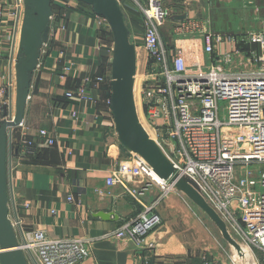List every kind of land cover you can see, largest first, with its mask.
I'll list each match as a JSON object with an SVG mask.
<instances>
[{
	"label": "built area",
	"instance_id": "obj_1",
	"mask_svg": "<svg viewBox=\"0 0 264 264\" xmlns=\"http://www.w3.org/2000/svg\"><path fill=\"white\" fill-rule=\"evenodd\" d=\"M118 2L120 4V0ZM135 2L142 15L143 46L150 60L151 78L140 89L147 130L178 169L179 177L186 176L194 181L201 195L226 224L249 246L264 253V20L255 30L234 35L214 32L207 21L199 18L179 21L174 33L201 36L203 51L209 57L208 65L189 67L184 48H169L163 41L162 29L172 18L170 9L162 0ZM6 7L4 0H0V62L7 57L11 63V77L0 74V105L5 108L3 122L10 121V115L15 114V65L24 0H19L14 10ZM99 25L110 27L103 16H100ZM47 41L42 45L40 59L49 49ZM241 43L255 46V49L247 52ZM70 70L64 67L60 78L64 79ZM106 81L105 75L86 77L75 90H68L65 95L92 100L90 89L98 90ZM107 102L111 106L110 97ZM221 102H225L227 110L224 121L220 117ZM16 127L27 129L24 121ZM38 136L48 144L55 143L47 129H40ZM21 144L25 156L35 154L34 140L21 138ZM136 180L142 182L133 185ZM106 183L125 189L138 201L141 210L105 236L129 240L138 248L155 249V243H147L146 239L162 224L157 206L164 197L176 191L174 184L160 178L137 153L120 161ZM154 187L159 189V195L145 202L143 196ZM68 200L74 202L75 198L69 195ZM52 212L56 214L55 210ZM13 222L17 227L16 221ZM19 224L25 240L22 248L32 252L38 264H81L90 255L91 240L49 239L43 231L26 230L20 221ZM187 264L221 263L204 257ZM224 264L237 263L231 258Z\"/></svg>",
	"mask_w": 264,
	"mask_h": 264
},
{
	"label": "crops",
	"instance_id": "obj_2",
	"mask_svg": "<svg viewBox=\"0 0 264 264\" xmlns=\"http://www.w3.org/2000/svg\"><path fill=\"white\" fill-rule=\"evenodd\" d=\"M18 1L4 0L9 11L16 8ZM135 1L145 3L147 0H120V6L130 41L136 46L133 93L140 121L141 99L136 87L140 92L151 76L150 60L143 46V27L136 18L140 11ZM162 1L173 17L199 18L207 21L212 31L224 34L255 30L264 20V0ZM52 9L49 49L31 74L24 116L27 129L19 128L13 138L15 208L11 204V218L15 220L17 214L24 229L43 231L49 239L91 240L90 255L81 264L193 263L185 258L191 240L180 239L165 221L146 239L147 243H155V249L138 248L129 240L105 236L141 210L138 201L125 189L106 183L118 163L133 154L121 143L107 102L111 93L114 36L111 27L99 25L100 16L86 3L53 0ZM173 17L162 29L164 43L169 48H184L189 67L208 65L202 37L176 35L174 29L179 21ZM64 67L71 70L62 79L60 74ZM0 74L11 77V63L7 57L0 62ZM97 75H105L107 81L98 90L90 89L92 100L66 97V91L75 90L84 78ZM108 84L110 89L106 87ZM40 129L50 131L55 143L43 144V138L38 136ZM146 132L155 142L151 132ZM25 137L35 141L34 155L23 154L21 138ZM18 146L20 149L16 148ZM141 182L136 180L132 184ZM159 193L154 187L143 200L149 203ZM69 195L75 198L74 202L68 200ZM178 202L175 195L169 199L170 204ZM101 212L106 217H102ZM30 264L35 263L31 261Z\"/></svg>",
	"mask_w": 264,
	"mask_h": 264
},
{
	"label": "water",
	"instance_id": "obj_3",
	"mask_svg": "<svg viewBox=\"0 0 264 264\" xmlns=\"http://www.w3.org/2000/svg\"><path fill=\"white\" fill-rule=\"evenodd\" d=\"M92 6L93 12L105 17L112 29L115 51L112 61L111 109L121 143L133 153L140 154L154 169L157 175L174 184V188L192 199L211 217L222 232L226 241L240 248L232 237L226 222L207 203L197 185L189 177H179V171L167 159L156 143L151 140L140 123L134 101L133 87L136 75V46L131 43L129 29L118 0H79ZM53 0H24L18 61L15 65L16 94L15 114L10 121L0 127V263L1 264H38L34 254L24 251L25 243L18 215L17 227L10 216L11 204L14 205L12 187L13 138L17 125L24 121L25 110L31 88V74L37 69L40 51L48 39L50 20L53 15ZM173 17V16H172ZM180 21L187 15L173 17ZM102 217L104 212L100 213ZM106 217V216H105ZM18 228V229H17ZM20 233V235H19Z\"/></svg>",
	"mask_w": 264,
	"mask_h": 264
},
{
	"label": "rangeland",
	"instance_id": "obj_4",
	"mask_svg": "<svg viewBox=\"0 0 264 264\" xmlns=\"http://www.w3.org/2000/svg\"><path fill=\"white\" fill-rule=\"evenodd\" d=\"M137 91L140 94L139 87ZM220 105V117L224 121L227 119L225 102H221ZM140 117V121H142L140 123L145 127L146 123L142 110ZM174 195L179 202L170 204L169 199ZM157 211L159 214L161 213L162 218L164 217L162 224L165 221L173 229V232L178 233L180 239L191 240L185 254L186 261L197 262L206 257L217 260L221 264L229 262L231 258L237 264H264V253L261 250L249 246L227 223L232 237L237 241L240 248L231 245L224 239L222 232L211 217L192 199L178 190L164 197L159 202Z\"/></svg>",
	"mask_w": 264,
	"mask_h": 264
},
{
	"label": "trees",
	"instance_id": "obj_5",
	"mask_svg": "<svg viewBox=\"0 0 264 264\" xmlns=\"http://www.w3.org/2000/svg\"><path fill=\"white\" fill-rule=\"evenodd\" d=\"M136 18L140 21V23L142 24V15H141V13L139 12V14H137L136 15ZM241 46L243 47V49L245 50V51H250L251 50V48L252 49H255V46H250L249 44H245V43H241ZM107 89H110V85L108 84L107 86ZM4 116H5V108L3 107V106H1L0 105V127H1V125L3 124V118H4ZM43 144H48V141L47 140H45V139H43ZM49 145V144H48ZM44 147V146H43ZM17 149H20L19 148V146L18 147H16ZM45 148V147H44ZM36 157H34V159H35ZM197 261V260H196Z\"/></svg>",
	"mask_w": 264,
	"mask_h": 264
},
{
	"label": "bare ground",
	"instance_id": "obj_6",
	"mask_svg": "<svg viewBox=\"0 0 264 264\" xmlns=\"http://www.w3.org/2000/svg\"><path fill=\"white\" fill-rule=\"evenodd\" d=\"M136 90H137V87H136ZM138 92V91H137ZM146 130H147V126H146ZM148 132H150L149 130H147Z\"/></svg>",
	"mask_w": 264,
	"mask_h": 264
}]
</instances>
